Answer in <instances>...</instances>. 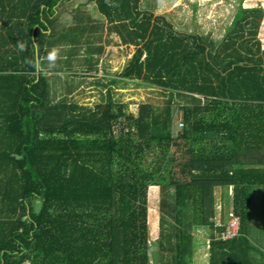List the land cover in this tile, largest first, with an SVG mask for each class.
Listing matches in <instances>:
<instances>
[{"label":"trees","instance_id":"trees-1","mask_svg":"<svg viewBox=\"0 0 264 264\" xmlns=\"http://www.w3.org/2000/svg\"><path fill=\"white\" fill-rule=\"evenodd\" d=\"M67 1L70 29L58 25ZM144 2H82L136 48L116 83L171 96L163 110L142 104L135 115L110 90L93 109L55 103L50 77L34 66L62 32L94 38L80 3L0 0V264H150L151 186L163 187L154 264H197L195 230H212L208 264H264V226L252 224L254 193L264 195V11L240 7L217 45L178 32ZM175 97L186 104L176 137ZM219 188L232 189L242 220L231 241L218 240L213 223Z\"/></svg>","mask_w":264,"mask_h":264},{"label":"rangeland","instance_id":"rangeland-1","mask_svg":"<svg viewBox=\"0 0 264 264\" xmlns=\"http://www.w3.org/2000/svg\"><path fill=\"white\" fill-rule=\"evenodd\" d=\"M75 1L82 5L81 10L86 14L85 17H89L91 23L95 24L98 29L96 33H93L92 37L94 38H91L89 42L86 41L89 32L84 36H74L62 32L54 47L47 51L48 53L53 48L59 49V56L54 67H49L47 60L44 62L48 77H52L55 103L66 100L93 109L100 104L104 105L108 100L109 92H111L116 102L119 101L127 105L126 113L137 115L139 106L142 104L153 106L155 111L163 110L171 98L169 93L148 86L139 87L132 81L116 83L119 80L118 76L134 57L136 48L123 45L116 34L110 33V23L99 13L96 5H85L82 3L85 0ZM149 5L153 7V11L157 15H165L175 25L178 32L210 36L217 45H221L227 37L240 7L258 8L264 11V0H145L144 7L147 8ZM74 7L76 6L73 1L66 2L65 9L59 13L58 25L60 28L70 29L75 26L76 15L72 12ZM259 39L264 50V17L259 30ZM98 48H103V52L99 53ZM144 58L146 57L144 56ZM51 72L59 74L50 76ZM121 85L124 87H119ZM174 99L173 133L176 137L184 123L180 107L186 104L179 97ZM121 129L122 126L119 125L117 134ZM153 154H157V151L155 150ZM167 175L169 176V174ZM162 191V186H151L147 191L149 226L151 228L148 243L150 264H154L155 254L159 253L157 245L162 232L160 229ZM216 197L218 198L217 204L223 203V199L226 203L227 212L223 215L225 219L226 215L233 212L234 209L233 191L226 188L217 189ZM219 208L220 206H218ZM225 220L222 221L225 223ZM170 223L175 222L170 220ZM252 224L259 230L264 226V195L262 191L254 193ZM166 227L168 228V225ZM204 232L202 230L193 231L198 244V250L194 256V263L197 264H208L211 259L210 235L206 236Z\"/></svg>","mask_w":264,"mask_h":264},{"label":"built area","instance_id":"built-area-1","mask_svg":"<svg viewBox=\"0 0 264 264\" xmlns=\"http://www.w3.org/2000/svg\"><path fill=\"white\" fill-rule=\"evenodd\" d=\"M183 127V125L181 126ZM218 206L220 208L218 209ZM217 212H219V215L214 219L215 229H223L220 237L217 238L219 240L223 241H231L241 236V228H242V220L239 216L235 214V211L230 212L226 215L225 219L223 218V215L227 212L224 209L223 203H219L216 206ZM219 216V217H218ZM225 220V223L223 221Z\"/></svg>","mask_w":264,"mask_h":264},{"label":"clouds","instance_id":"clouds-1","mask_svg":"<svg viewBox=\"0 0 264 264\" xmlns=\"http://www.w3.org/2000/svg\"><path fill=\"white\" fill-rule=\"evenodd\" d=\"M18 47L20 48L21 51H25V47H24V45L22 43H19ZM33 47L37 48V53H39L38 46H33ZM58 56H59V49H57V48H53L50 52H48L46 54V60L48 61V66L49 67H54L55 66V62L58 59ZM34 66L37 68V70H40L41 65L39 64V62H37ZM213 223H214V220H213ZM214 227H215V224H214Z\"/></svg>","mask_w":264,"mask_h":264},{"label":"crops","instance_id":"crops-1","mask_svg":"<svg viewBox=\"0 0 264 264\" xmlns=\"http://www.w3.org/2000/svg\"><path fill=\"white\" fill-rule=\"evenodd\" d=\"M60 28V27H59ZM46 55V54H45ZM46 61V59H45V56H44V58H43V60L40 62V65H41V67H40V69L41 70H43V71H46V69H45V62ZM49 70V69H48ZM47 72V71H46ZM50 74V76L51 75H55L56 76V74H59V73H53V72H51V73H49ZM50 79H51V81H52V77H50ZM53 83V82H52ZM219 189H221V188H219ZM218 199V198H217ZM224 200V199H223ZM218 201V200H217ZM219 202H220V200H219ZM218 204H216V206H217ZM223 205H224V209H225V211H227V209H226V203H224L223 202ZM234 210V209H233ZM216 216H217V212H216ZM211 232H212V230H210V233L209 234H207L206 236H208V235H210L209 236V245H210V248H211V242H212V238H211ZM206 234V233H205ZM219 240V239H218Z\"/></svg>","mask_w":264,"mask_h":264}]
</instances>
